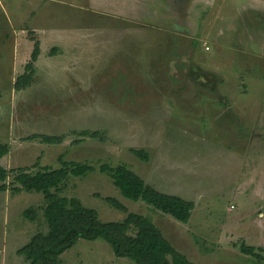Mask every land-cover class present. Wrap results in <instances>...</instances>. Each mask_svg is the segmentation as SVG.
<instances>
[{
	"label": "rangeland",
	"instance_id": "obj_1",
	"mask_svg": "<svg viewBox=\"0 0 264 264\" xmlns=\"http://www.w3.org/2000/svg\"><path fill=\"white\" fill-rule=\"evenodd\" d=\"M187 1L0 0V143L10 146L0 163L37 164L35 172L60 168L61 159L89 164L94 170L71 175L61 194L101 220L143 215L196 264H264L241 250L245 242L264 256V19L241 28L243 7L264 18V0ZM244 38L254 50L248 74L237 64ZM216 72L229 79L221 91L207 85ZM229 98L249 106L243 116L226 110ZM104 164L126 165L158 191L192 201L190 221L125 197L100 171ZM7 182V191L0 184V264H30L19 250L48 232L46 200ZM60 261L137 264L102 238L80 239Z\"/></svg>",
	"mask_w": 264,
	"mask_h": 264
},
{
	"label": "trees",
	"instance_id": "obj_2",
	"mask_svg": "<svg viewBox=\"0 0 264 264\" xmlns=\"http://www.w3.org/2000/svg\"><path fill=\"white\" fill-rule=\"evenodd\" d=\"M40 54V45L32 55L28 64L26 77L28 86L32 81V72ZM17 80L16 86L19 85ZM20 87L23 85H19ZM85 136L88 131L83 132ZM98 133H93L95 137ZM43 141L48 144L62 143L57 136H44ZM10 153L8 144L0 143V161ZM133 153L143 160L148 159L144 150H133ZM62 160V167L52 168L41 166L34 171L32 167H18L8 169L0 163V184L2 191H7L8 180L12 179L16 185L15 191L42 193L46 200L44 215L48 225V232L35 234L29 243L19 250L30 264H60L61 255L74 247L80 239L94 241L104 239L108 241L117 257H128L137 264H196L187 255L180 252L167 239L162 230L152 221L138 213H129L122 221H103L95 209L85 207L76 197L61 194L71 175L85 176L94 167L76 161ZM100 171L109 175L122 194L135 201H145L159 211L172 215L180 222L188 223L192 217L194 204L176 195L162 193L146 183L137 173L126 165L112 167L104 164ZM114 207L127 212V208L118 200L106 198ZM25 215L34 220L35 213L26 210ZM243 253L264 261L262 247L241 245Z\"/></svg>",
	"mask_w": 264,
	"mask_h": 264
},
{
	"label": "crops",
	"instance_id": "obj_3",
	"mask_svg": "<svg viewBox=\"0 0 264 264\" xmlns=\"http://www.w3.org/2000/svg\"><path fill=\"white\" fill-rule=\"evenodd\" d=\"M194 0H188L187 1V5H191V3L193 2ZM248 6L246 7H243V10L241 12V16H242V30L246 29V27H258V22H259V19H264L262 16L260 15H263V14H255V13H249L248 12ZM243 12H247L248 14V17L242 15ZM263 11L259 10L258 13H261ZM189 14L187 15V18H188ZM190 17V16H189ZM188 20V19H187ZM189 23V22H188ZM180 26H182V24H178ZM189 25V24H188ZM179 26V33H182V34H186V32H181L182 28ZM183 28H186V26H183ZM189 27H187L188 29ZM252 32V31H251ZM236 33V37L237 39L239 38V33L238 32H235ZM250 36V33L249 35H247L245 38H249ZM244 39H242V41L239 43L240 44V49H241V52L238 51V58H241V60L239 59L237 61V64L238 66L244 70L246 72V74L248 73H251L252 69H251V62L253 61V57H254V53H253V47L251 45V43L249 41H246ZM209 47V46H208ZM206 50H207V47H206ZM209 50V49H208ZM211 50V48H210ZM243 50L245 52H247L246 54L243 52ZM252 57V58H250ZM240 61V62H239ZM239 62V63H238ZM178 65V64H177ZM247 69V70H246ZM244 76V75H243ZM208 78V77H207ZM210 82H213L214 84H210V82L207 84V85H210V87H213V86H218L216 89L214 90H218V91H221L222 87L221 86H224L225 84H228L229 83V79L228 77L224 76V75H220L219 73H215L213 75H210ZM241 79V78H239ZM208 81V79H206ZM205 80V81H206ZM206 81V82H207ZM205 82V83H206ZM204 91V90H203ZM227 103V107H226V110L228 111H231L232 109H235V110H241L242 112L240 113V116H243V112L247 110V108L249 107L248 105H246L245 102L241 101V102H238V103H235V102H232V100L229 98V101L226 102Z\"/></svg>",
	"mask_w": 264,
	"mask_h": 264
},
{
	"label": "built area",
	"instance_id": "obj_4",
	"mask_svg": "<svg viewBox=\"0 0 264 264\" xmlns=\"http://www.w3.org/2000/svg\"><path fill=\"white\" fill-rule=\"evenodd\" d=\"M209 49V47L207 46V50Z\"/></svg>",
	"mask_w": 264,
	"mask_h": 264
}]
</instances>
